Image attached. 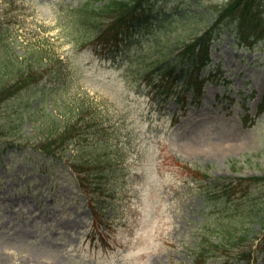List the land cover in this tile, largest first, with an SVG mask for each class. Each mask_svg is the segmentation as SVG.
<instances>
[{
  "label": "rangeland",
  "instance_id": "obj_1",
  "mask_svg": "<svg viewBox=\"0 0 264 264\" xmlns=\"http://www.w3.org/2000/svg\"><path fill=\"white\" fill-rule=\"evenodd\" d=\"M81 1L0 0V43L18 54L42 49L38 55L51 59L29 91L33 107L21 124L12 121L19 102L0 107V124L11 121L0 134V264H264V0L243 26L235 16L218 24L201 70L214 78L196 103L185 90L184 112L174 97L156 94L164 69H142L160 49L173 50L211 25L230 0H157L160 16L143 27L137 48L111 58L74 48L62 28L64 8ZM78 98L105 119L109 143L123 155L112 171L88 175V196L63 157L42 156L33 145L42 132L34 126L39 101L47 111L55 113L57 103L70 112ZM75 151L70 145L62 154ZM183 163L212 176L263 178L249 198L232 196L223 217L212 220L223 202L212 204L209 186ZM88 197L99 199L110 227L94 228ZM258 204V218L240 234L238 217Z\"/></svg>",
  "mask_w": 264,
  "mask_h": 264
},
{
  "label": "trees",
  "instance_id": "obj_2",
  "mask_svg": "<svg viewBox=\"0 0 264 264\" xmlns=\"http://www.w3.org/2000/svg\"><path fill=\"white\" fill-rule=\"evenodd\" d=\"M157 0H82L77 5L64 8L68 21L62 24V28L70 31L69 40L74 48L90 49L101 58L116 57L132 48H137V38L142 35L143 27L153 21L161 10L157 8ZM262 0H230L222 8L219 17L204 30L189 39H184L181 45L173 50L160 51L147 61L142 69L144 74L153 75L155 71L162 70L166 81L163 88L156 94L160 98L174 97L179 101V106L185 110L187 100L185 90H190L193 95L192 102L196 103L203 93V86L207 80L212 81L214 76L201 75V70L210 62V46L213 36L219 29V23L223 18L236 17L238 27L243 26L250 18L258 17V7ZM188 12L180 14L187 17ZM160 16V14H159ZM1 36V32H0ZM14 45L0 43V107L6 102L17 103L15 119L24 120V112L33 107L34 93L30 89L39 84L48 73L45 68H50L51 59L47 55H38L34 47L23 49L21 54L13 50ZM176 51V57L169 58L168 52ZM139 58H143L139 55ZM62 66L61 59L56 62ZM174 75H171L174 72ZM179 86L180 89L176 90ZM28 92V94H26ZM22 95L23 98L19 99ZM20 100V101H19ZM76 107L70 112L64 110L57 103H51L55 113L45 110L43 101L40 106L39 127L42 132L33 140V145L41 152V155L63 157L67 165L75 173L82 192L87 196L88 175L93 173L103 174L105 170L114 169L113 162L122 159L123 155L113 149L109 140L112 138L109 126L105 119L97 113L96 108L84 105V100H75ZM11 126V121L0 124V134L5 133ZM72 145L76 151L71 154H62ZM59 148L61 152L59 151ZM120 151L121 149H117ZM189 169L193 180H200L209 186L206 189V197L212 204L222 201L223 206L218 209V216L212 220L223 217L229 199L242 194L241 197H250L252 186L263 177L259 176H212L207 170L183 163ZM109 179V178H108ZM202 185V184H201ZM114 189V188H113ZM208 191V192H207ZM248 194V195H247ZM233 196V197H232ZM89 204L94 214V228L101 226L103 222L99 209L101 204L98 198L88 197ZM250 206L238 217L241 225V233L245 231L248 222L256 220L263 206L258 204ZM249 209V210H248ZM262 217H260L261 219ZM251 219L250 221H248ZM96 230V229H95ZM264 240V230L262 229ZM196 258L200 259L204 252L202 243H198Z\"/></svg>",
  "mask_w": 264,
  "mask_h": 264
}]
</instances>
